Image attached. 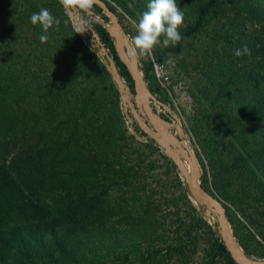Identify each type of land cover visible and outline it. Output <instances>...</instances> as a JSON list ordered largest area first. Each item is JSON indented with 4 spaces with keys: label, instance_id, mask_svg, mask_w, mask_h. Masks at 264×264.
<instances>
[{
    "label": "trees",
    "instance_id": "obj_1",
    "mask_svg": "<svg viewBox=\"0 0 264 264\" xmlns=\"http://www.w3.org/2000/svg\"><path fill=\"white\" fill-rule=\"evenodd\" d=\"M105 1L117 13L115 7ZM224 2L201 0L195 23L180 31L183 39L175 46L163 49L144 68L145 78L153 93H157L155 87L158 82L153 60L166 62L174 59L176 70L183 67L192 49L189 38L204 26L210 11ZM42 7L61 20L58 28L53 26L49 29L46 43L39 40V36L45 34L42 27L30 22L31 15ZM91 8L105 14L97 4L93 3ZM106 19L110 21L108 16ZM67 21L69 19L57 0H0V263H6L11 258L1 255L7 234L18 241L36 240L41 249H50L53 264H57V256L65 259V263H85L86 245L81 239L90 229L82 223L81 216L74 215V210H71V195L67 192L68 170L77 175L76 183L81 180L88 186L100 184L96 180L102 173L108 178L111 174L113 179L124 177L130 171L138 179L156 177L153 172L155 161L150 160V165L145 162L143 145L161 153L169 164L177 168L153 139L147 137L146 141H139L134 133L129 135L133 165L130 167L122 161L127 156L121 155L124 152L120 148L124 145L120 136L126 132L123 128L127 120L121 112L118 91L113 88L114 84L117 85L106 68L105 58L92 52L85 39L70 28ZM94 24L122 76L130 81L134 89L133 78L119 58L107 26ZM163 95L159 96L161 100L170 103L166 93ZM263 106L264 102L260 109L264 114ZM210 117L204 115L207 130L221 149H218V156L210 161L214 182L219 185L223 195L231 196L253 234L264 240L262 222L258 218H264V212L255 206V201L260 198V192L256 190L255 172L264 170V165L258 164V152L254 148L249 150L244 147L246 133L253 136L251 140L255 144L263 145L264 136L258 134V129L264 131V126L253 121L248 123L244 112L231 115L230 123L234 126L227 129L218 128ZM132 126L137 133L145 136L136 122ZM79 133L87 134L88 139L99 147L89 148ZM230 144L236 145V150L230 149ZM107 146L113 151L106 150ZM72 156L75 161L70 163L69 157ZM246 156H249L250 162L245 160ZM261 157L262 153L259 152ZM84 162L87 168L83 166ZM185 163L189 170L188 161ZM86 170L94 174L83 180ZM133 181L132 189L138 186L148 189L146 185ZM185 188L186 195L192 197L186 184ZM163 190L164 185L158 193L163 194ZM85 194L83 191L77 192L75 202L84 198ZM87 198L95 202L97 196L90 192ZM17 212L24 215L20 216ZM149 216L150 212H146L143 218L148 220ZM24 220L29 229L12 230L10 233L3 231L7 224L22 223ZM216 230L217 252L229 264H237L219 230ZM160 243L151 239L147 251L162 252L164 249ZM9 248H13L22 259L32 255V251L27 249L21 253L19 250L23 249V245L12 242V238ZM245 251L251 256L247 249ZM55 255L57 260L54 259Z\"/></svg>",
    "mask_w": 264,
    "mask_h": 264
},
{
    "label": "rangeland",
    "instance_id": "obj_2",
    "mask_svg": "<svg viewBox=\"0 0 264 264\" xmlns=\"http://www.w3.org/2000/svg\"><path fill=\"white\" fill-rule=\"evenodd\" d=\"M57 1L60 3L59 0ZM107 1L117 10V15L134 46L133 37L137 34V24L143 13L148 10L150 0ZM200 1L176 0L180 11L184 14L179 32L195 23ZM224 1L210 11L204 26L189 38L192 49L184 66L175 70L170 86L171 93L167 94L159 81L156 84L157 93L154 94L159 97L166 93L170 105H173L172 112L166 111L158 104H154V107L164 117L177 121L183 126L185 143L193 149L200 162L203 186L223 203L234 234L244 250L247 249L254 258L264 259L263 237L258 235L257 238L253 234L244 216L234 205V200L231 196L223 195L219 185L214 182L210 161L218 156L220 145L210 136L204 118V115H211L210 118L214 120L212 123L220 129H227L229 126H234L232 122L230 123V116L241 115L244 112L248 117V123L253 121L264 126V114L260 112L264 102V0H235L231 3L227 2L228 0ZM62 10L69 19L67 22L70 28L76 31L77 27L83 25L90 39L95 43L98 42L100 35L94 23L98 26H106L110 23L106 19V13H100L92 8L87 11L72 9L75 15L79 14L83 18L82 20L78 17L71 18L63 6ZM82 38L84 39L83 36ZM163 39L164 37L161 36L160 43L148 54L140 55L137 50L144 73V68L149 62L166 48ZM84 41L92 52L102 57L88 41ZM244 46L250 49V55L239 58L233 55L234 49ZM124 80L130 85L126 77ZM113 88L118 91L117 97L120 98L121 112L124 114L119 89L115 84ZM126 120L123 128L126 132L120 136L124 146L120 150L125 153L121 155L127 156V159L124 157L122 161L131 167L133 162L130 159L132 147L129 135L134 133L137 140H146L142 139L145 137L143 134L137 133L132 128L130 120L127 118ZM79 134L89 148L99 147L88 139L87 134ZM258 134L264 136V131L258 129ZM251 139L253 136L250 133L244 135L246 141L244 147L249 150L254 148L258 152L256 156L258 164L264 165V142L263 145L255 144L256 142ZM228 147L236 150V145L230 144ZM106 150L112 152L113 148L107 146ZM142 150L147 164L150 160L155 161L153 172L156 177L145 176L144 179L141 177L138 179L132 176L130 171L124 177L113 179L111 174H108L110 176L108 178L102 173L96 180L100 184L88 186L81 180L76 183L77 175L68 170L67 192L71 195L69 197L71 210H74V215H80L83 219L82 223L90 229L81 239L86 245L87 256L83 258L85 263L90 256L86 264H229L227 259L217 252L216 218L206 208L199 207L194 198L186 195L183 174L169 164L161 153L151 151L144 145ZM259 152L262 153L261 158ZM245 160L250 162L249 156H246ZM69 161L74 162L75 158L69 157ZM83 166L88 167L85 162ZM255 173L258 175H256L258 186L256 190L260 192V198L255 201V206L259 211L264 212V170ZM93 174L86 170L82 179L90 178ZM133 180H136L138 185L140 183L146 185L148 189L139 186L135 190L132 189ZM163 185L165 190L160 194L158 191ZM80 191L86 193L85 197L75 202L76 194ZM90 192L96 194L95 202L87 198ZM152 192L154 194L150 196ZM146 212H150L148 220L143 218ZM17 214L24 215L23 212ZM258 218L262 222L261 229L264 231V218L263 216ZM24 223L25 220L22 223H9L3 231L10 233L12 230L16 232L29 229ZM11 238L12 242L23 245V249L19 250L21 253L27 249L32 251V255L22 259L21 256H17L13 248L8 249ZM151 239L161 242L160 245L164 250L158 253L147 251L146 247ZM49 250L41 249L36 240L18 241L7 234L6 245L1 255L11 258L6 263L0 264H53ZM56 256L54 259H58L57 264H70L63 262L65 259L61 257L57 256L56 259Z\"/></svg>",
    "mask_w": 264,
    "mask_h": 264
},
{
    "label": "water",
    "instance_id": "obj_3",
    "mask_svg": "<svg viewBox=\"0 0 264 264\" xmlns=\"http://www.w3.org/2000/svg\"><path fill=\"white\" fill-rule=\"evenodd\" d=\"M94 4L99 5L110 18V23L106 25L107 31L113 39L119 58L127 66L133 78L134 89L124 80L115 58L101 37L95 43L90 39L87 32H83L81 35L105 58L110 75L119 89L126 118L132 124L136 122L142 132L145 133V137H142V139L147 137L153 139L163 153L174 162L183 174L189 193L194 200L216 218L221 238L234 261L237 264H264V259L254 258L246 253L234 234L223 203L203 186L201 182L202 168L193 149L184 144L183 126L177 121L174 122L170 118L164 117L154 107V104H158L168 112H172L171 107L162 102L151 91L141 68L138 54L132 55L134 46L120 18L105 0H94ZM66 10L71 18L77 19L78 17L81 20L83 19L79 14L75 15L72 9ZM132 128L134 129V126ZM185 160L189 161L191 172H189Z\"/></svg>",
    "mask_w": 264,
    "mask_h": 264
},
{
    "label": "clouds",
    "instance_id": "obj_4",
    "mask_svg": "<svg viewBox=\"0 0 264 264\" xmlns=\"http://www.w3.org/2000/svg\"><path fill=\"white\" fill-rule=\"evenodd\" d=\"M59 2L66 9L87 11L93 6L94 0H59ZM147 8L148 10L143 13L137 24V34L133 37V56L137 54V50L140 55L148 54L155 45L160 43L161 36L164 37L165 47L169 44L175 46L183 39L178 29L183 23L184 14L180 11L176 0H150ZM30 22L42 27L45 34L40 35L39 40L41 43H46L49 39L47 35L49 29L53 26L58 28L61 20L49 9L42 7L31 15ZM83 32H86L83 25L77 27L76 33ZM250 54L247 46L233 50V55L238 58Z\"/></svg>",
    "mask_w": 264,
    "mask_h": 264
},
{
    "label": "built area",
    "instance_id": "obj_5",
    "mask_svg": "<svg viewBox=\"0 0 264 264\" xmlns=\"http://www.w3.org/2000/svg\"><path fill=\"white\" fill-rule=\"evenodd\" d=\"M153 64L154 72L160 85L165 88L168 93H171L170 86L177 66L176 60L171 59L166 62H158L154 59Z\"/></svg>",
    "mask_w": 264,
    "mask_h": 264
},
{
    "label": "flooded vegetation",
    "instance_id": "obj_6",
    "mask_svg": "<svg viewBox=\"0 0 264 264\" xmlns=\"http://www.w3.org/2000/svg\"><path fill=\"white\" fill-rule=\"evenodd\" d=\"M166 93L168 94V92L166 91ZM160 100H161V98L160 97H158ZM162 102H164L163 100H161ZM164 103H166V102H164ZM171 103V102H170ZM170 103H166L168 106H170L171 108H173V105L171 104L170 105ZM164 108V107H163ZM165 109V108H164ZM166 110V109H165ZM167 111V110H166ZM171 113V112H170Z\"/></svg>",
    "mask_w": 264,
    "mask_h": 264
},
{
    "label": "bare ground",
    "instance_id": "obj_7",
    "mask_svg": "<svg viewBox=\"0 0 264 264\" xmlns=\"http://www.w3.org/2000/svg\"><path fill=\"white\" fill-rule=\"evenodd\" d=\"M117 14V13H116ZM159 112V111H158ZM160 113V112H159ZM184 144H186L187 146H189L187 143H185L184 142ZM185 161H187V160H185ZM188 163H189V161H188ZM189 165H190V163H189ZM189 172H191V165H190V169H189ZM206 211V210H205Z\"/></svg>",
    "mask_w": 264,
    "mask_h": 264
}]
</instances>
